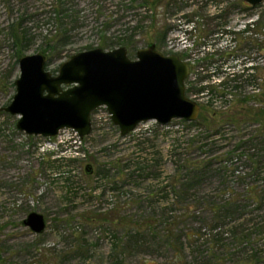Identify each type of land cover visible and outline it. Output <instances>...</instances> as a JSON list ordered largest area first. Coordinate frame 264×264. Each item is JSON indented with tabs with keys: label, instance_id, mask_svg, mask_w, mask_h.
<instances>
[{
	"label": "rangeland",
	"instance_id": "obj_1",
	"mask_svg": "<svg viewBox=\"0 0 264 264\" xmlns=\"http://www.w3.org/2000/svg\"><path fill=\"white\" fill-rule=\"evenodd\" d=\"M240 2L0 0V264H264V3ZM12 23L31 37L24 56L47 50L53 74L96 48L178 55L198 119L122 136L100 107L84 138L27 135L5 110L20 76ZM208 75L226 98L197 89ZM234 76L251 84L222 90ZM32 212L42 234L23 225Z\"/></svg>",
	"mask_w": 264,
	"mask_h": 264
},
{
	"label": "water",
	"instance_id": "obj_2",
	"mask_svg": "<svg viewBox=\"0 0 264 264\" xmlns=\"http://www.w3.org/2000/svg\"><path fill=\"white\" fill-rule=\"evenodd\" d=\"M252 7L264 0H245ZM129 57L126 47L80 52L62 63L57 74L47 69V55L38 53L19 59L16 94L5 109L18 116L17 128L29 136L52 138L62 130L80 138L92 132V113L105 107L122 136L140 124L155 121L198 119L201 107L186 95L190 65L178 55L165 56L155 44ZM91 165L86 173L92 174ZM35 234L47 227L43 214L32 212L23 221ZM162 264V263H158Z\"/></svg>",
	"mask_w": 264,
	"mask_h": 264
},
{
	"label": "trees",
	"instance_id": "obj_3",
	"mask_svg": "<svg viewBox=\"0 0 264 264\" xmlns=\"http://www.w3.org/2000/svg\"><path fill=\"white\" fill-rule=\"evenodd\" d=\"M249 30L246 29L244 30L243 33L245 32H248ZM241 33V34H243ZM229 34V33H227ZM29 33L27 31H23L21 28H18L16 27V25H14V23H12L11 27H10V33H9V37H10V40L12 41V48L13 50L15 51V55H16V58L17 60L19 61V59L21 57H23L25 54H26V51L28 49V45L31 41V37L28 36ZM207 44V45H206ZM204 43V45L206 46V48L209 46V43ZM205 48V47H204ZM205 48V49H206ZM212 48H210L211 50ZM45 53L47 52V50L44 51ZM213 54H216V51H214ZM224 56H226V61H229V63H231L233 60H236L238 58V55L234 54V53H226V54H223ZM223 55L221 56V51H219L218 55H216L218 57L217 60H221L223 59ZM218 65H212L211 67H209V70L211 72L210 75H212V71L214 70L213 67H217ZM219 68V67H218ZM217 68V69H218ZM216 69V70H217ZM215 70V73L216 75L217 72ZM214 75V76H216ZM213 76V75H212ZM206 80L202 81L203 79H199V81H197V83H199V85L201 86L200 88H197V89H200V92L201 94H206L207 96H209V98L211 99H214V98H217L218 96H221V97H225L229 94V93H223V92H219V90L216 88V86H212V85H209V83H207V80H210L211 79V76H207L205 77ZM233 83H235V85L239 84H243V83H247V84H251V81L250 80H243L241 79L240 77H233L231 80L229 81H226L223 85V83L221 84V88L222 90L224 89H227V90H230V89H233V88H236V86L234 87L233 86ZM232 85V86H230ZM218 87V86H217ZM197 91V90H196ZM189 92V91H188ZM252 98H254V96H247L245 98H243V102L244 101H248V100H251ZM202 114L200 116V118H202Z\"/></svg>",
	"mask_w": 264,
	"mask_h": 264
},
{
	"label": "flooded vegetation",
	"instance_id": "obj_4",
	"mask_svg": "<svg viewBox=\"0 0 264 264\" xmlns=\"http://www.w3.org/2000/svg\"><path fill=\"white\" fill-rule=\"evenodd\" d=\"M241 6L247 8L248 10H254L256 7H252L248 2L245 0H241ZM260 6V5H259ZM258 7V6H257ZM156 46V45H155ZM128 51V50H127ZM190 72H191V67H190Z\"/></svg>",
	"mask_w": 264,
	"mask_h": 264
}]
</instances>
